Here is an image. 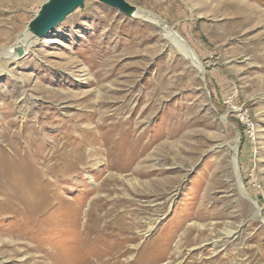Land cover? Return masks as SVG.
I'll list each match as a JSON object with an SVG mask.
<instances>
[{"label":"rangeland","instance_id":"rangeland-1","mask_svg":"<svg viewBox=\"0 0 264 264\" xmlns=\"http://www.w3.org/2000/svg\"><path fill=\"white\" fill-rule=\"evenodd\" d=\"M50 1L0 0V54ZM120 1L202 71L99 0L2 60L0 264H264V0Z\"/></svg>","mask_w":264,"mask_h":264},{"label":"bare ground","instance_id":"bare-ground-1","mask_svg":"<svg viewBox=\"0 0 264 264\" xmlns=\"http://www.w3.org/2000/svg\"><path fill=\"white\" fill-rule=\"evenodd\" d=\"M54 0H51L50 2L46 3V6L42 8V10L39 12H36L34 14V19L29 23L28 28L26 31H24L17 39L15 44L12 46L4 49L0 54V71L3 69L2 67V60H9L16 61L19 57L25 55L31 47H33L32 43L36 42V38L41 35V32L43 31L45 25L47 23L55 24L56 22L52 19L46 18V10L50 7V5L53 3ZM117 8L121 10L122 12L126 14H132L134 16L138 17H145L148 20L161 25L162 32L175 46H177L180 51L184 54V56L189 57L193 62L197 65L200 72L202 71V66L200 62L198 61L196 55L194 52L186 45V43L178 36L176 35L166 24H163L159 21V19H156V17L145 15L142 12H139L134 7L128 6L122 2L116 3ZM42 19V23L40 25V29L38 33H34L35 26L37 25V20ZM55 22V23H54ZM39 25V24H38ZM32 44V45H31ZM214 244V243H213ZM216 245V243H215ZM217 246V245H216ZM229 258V257H228ZM206 264V263H204ZM209 264V263H208Z\"/></svg>","mask_w":264,"mask_h":264},{"label":"water","instance_id":"water-1","mask_svg":"<svg viewBox=\"0 0 264 264\" xmlns=\"http://www.w3.org/2000/svg\"><path fill=\"white\" fill-rule=\"evenodd\" d=\"M99 1L105 5H110L116 8H117L116 3L121 2L120 0H99ZM82 3H83V0H54L53 3L50 5V7L47 8L46 10V18L52 19L56 23H59L69 13H71L77 7L82 5Z\"/></svg>","mask_w":264,"mask_h":264},{"label":"built area","instance_id":"built-area-1","mask_svg":"<svg viewBox=\"0 0 264 264\" xmlns=\"http://www.w3.org/2000/svg\"><path fill=\"white\" fill-rule=\"evenodd\" d=\"M241 121L246 125L247 134H248L249 138L254 140V130H253L252 124L250 123L248 117L242 115Z\"/></svg>","mask_w":264,"mask_h":264}]
</instances>
